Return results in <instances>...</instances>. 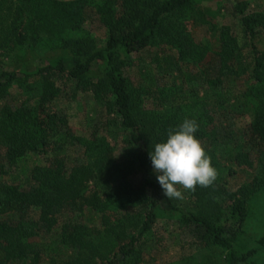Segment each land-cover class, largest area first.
Wrapping results in <instances>:
<instances>
[{
	"label": "trees",
	"instance_id": "trees-1",
	"mask_svg": "<svg viewBox=\"0 0 264 264\" xmlns=\"http://www.w3.org/2000/svg\"><path fill=\"white\" fill-rule=\"evenodd\" d=\"M8 2L0 0V21ZM206 2L17 0L3 31L5 46L0 43V98L21 77L39 83L41 91L34 106L5 104L0 111L3 157L27 176L26 185L0 183V264H138L160 218L175 220L197 238L201 253L192 264H256L258 249L240 252L235 244L250 216L248 198L264 188V9L250 11L246 0L229 4L227 11L239 23L236 36L220 22L222 4L209 10ZM88 9L105 32L101 45L82 29ZM190 22L218 28L221 68L246 75L232 100L209 101L174 85L139 89L125 77L123 69L151 49L175 54L166 55L168 74L178 63H201L210 46L193 40ZM39 43L50 46L45 57L35 52ZM6 48L17 64L31 69L16 72L15 63L4 64ZM242 56L249 62L240 69ZM69 83L103 105L104 132L97 126L78 130L53 112L60 85ZM147 96L155 97L152 108L145 107ZM225 111L246 125L233 141L218 143L216 121ZM185 119L197 121L196 138L209 141L211 148L204 149L218 173L211 186L188 190L202 207L197 211L176 208L167 199L149 159L153 145ZM118 134L127 147L119 158ZM70 148L81 153V161L68 168ZM238 174L249 182L230 192L228 177ZM71 211L84 214L85 223L67 222Z\"/></svg>",
	"mask_w": 264,
	"mask_h": 264
},
{
	"label": "rangeland",
	"instance_id": "rangeland-1",
	"mask_svg": "<svg viewBox=\"0 0 264 264\" xmlns=\"http://www.w3.org/2000/svg\"><path fill=\"white\" fill-rule=\"evenodd\" d=\"M236 1L242 0H207L206 5L209 10H214L216 9L215 3L220 2L222 4L220 12L223 15L220 22L228 23L233 33L239 36V23L235 16H232L227 11V6ZM246 1L250 2V11L264 9V5L260 3V0ZM16 4L17 0H9L7 8L4 9L1 15L0 43L2 44L5 35L3 31H5L6 26L10 23L12 11ZM82 29L95 39L96 45H101L104 42L105 32L93 10H86ZM188 30L195 42L207 43L210 46V52L201 63H178L176 69L171 74H168L165 72V69L168 68L167 64L170 59L166 55L170 54L175 57V54L173 52H161L157 49H151L141 53L140 56L134 59L131 66L123 69L125 77L129 78L135 87L139 89H144L146 86L174 85L180 89L184 87L192 89L196 94L209 101H219L220 99H222L221 101L232 100L243 88L242 86L246 82V75L242 72L233 75L221 68L218 57L219 29H212L209 24L200 25L190 22ZM3 45L5 46V44ZM260 47L264 49V36L262 37ZM7 49H3L4 64L15 63L14 71L16 72L21 68L27 72L31 69V64H17L14 61L15 54ZM35 50L38 55L45 57L48 55L47 52H50V46L46 44L40 45L39 43V46H35ZM247 62L249 60L244 56L240 57L239 68L244 67ZM211 81H215L218 84L210 85ZM60 87L62 91L59 97L51 104L53 112L58 113L67 121L69 126L78 130L97 126L101 128V132L102 129L104 132L107 116L103 105L95 101L91 93L76 91L73 84L69 83L65 88L61 85ZM40 91L41 86L39 83L23 80V77H21L20 81L9 87L7 93L0 98V111L5 104L15 106L26 103L29 106H34L38 100ZM154 98L147 96L144 102L145 107L152 108ZM245 125L244 119L238 118L230 112H222L216 121L215 132L217 133L218 143L222 142L224 138L233 141L236 135L242 132ZM122 139L119 134L115 139L114 155L117 158L122 157L127 152V147L123 144ZM200 143L205 149L211 148L208 140L201 141ZM216 149L218 154H220V148L217 147ZM65 161L67 167L70 168L81 161V153L78 150L70 148L66 151ZM2 182L26 185L27 176L21 174L19 165L10 166L7 164L3 157V148L0 145V183ZM248 182L249 178L241 174L231 176L227 180V189L230 192H236ZM177 187L183 193L184 198L182 200L171 199L176 208L185 211H197L202 208L199 202L190 197L188 190L183 189L181 186ZM248 211L250 216L244 235L235 246L240 252L247 249H258L260 252L255 257L256 264H264V243L260 242L264 240V188L259 189L248 198ZM64 219L70 223H85V215L83 214L82 216L76 211L69 212ZM141 250L138 264H184L185 259L187 260L186 264H192L201 253L197 238L193 237L187 229H181L175 220L169 218L157 220L150 239L141 247ZM25 263L30 264L29 261H25ZM41 264L57 263L50 260Z\"/></svg>",
	"mask_w": 264,
	"mask_h": 264
},
{
	"label": "clouds",
	"instance_id": "clouds-1",
	"mask_svg": "<svg viewBox=\"0 0 264 264\" xmlns=\"http://www.w3.org/2000/svg\"><path fill=\"white\" fill-rule=\"evenodd\" d=\"M198 129L195 119H185L149 153L153 174L168 200L184 198L177 186L194 191L197 186H211L217 178L211 158L196 138Z\"/></svg>",
	"mask_w": 264,
	"mask_h": 264
}]
</instances>
